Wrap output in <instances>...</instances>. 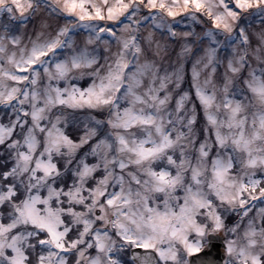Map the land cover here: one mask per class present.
I'll list each match as a JSON object with an SVG mask.
<instances>
[{
	"label": "snow or ice",
	"instance_id": "6c2138e0",
	"mask_svg": "<svg viewBox=\"0 0 264 264\" xmlns=\"http://www.w3.org/2000/svg\"><path fill=\"white\" fill-rule=\"evenodd\" d=\"M0 264H264V0H0Z\"/></svg>",
	"mask_w": 264,
	"mask_h": 264
},
{
	"label": "rangeland",
	"instance_id": "374dc122",
	"mask_svg": "<svg viewBox=\"0 0 264 264\" xmlns=\"http://www.w3.org/2000/svg\"><path fill=\"white\" fill-rule=\"evenodd\" d=\"M53 23H55V21H53Z\"/></svg>",
	"mask_w": 264,
	"mask_h": 264
}]
</instances>
